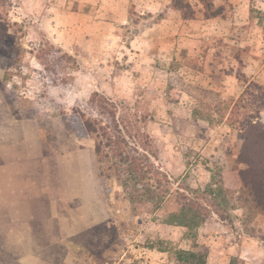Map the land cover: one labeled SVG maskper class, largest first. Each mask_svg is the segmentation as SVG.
Wrapping results in <instances>:
<instances>
[{
  "label": "rangeland",
  "instance_id": "374dc122",
  "mask_svg": "<svg viewBox=\"0 0 264 264\" xmlns=\"http://www.w3.org/2000/svg\"><path fill=\"white\" fill-rule=\"evenodd\" d=\"M0 63L9 102L53 146L66 128L70 147L94 151L70 128L82 116L135 160L98 162L99 221L51 248L56 264H189L183 250L264 264V216L233 177L240 121L264 102V0H0Z\"/></svg>",
  "mask_w": 264,
  "mask_h": 264
},
{
  "label": "crops",
  "instance_id": "0c3cea01",
  "mask_svg": "<svg viewBox=\"0 0 264 264\" xmlns=\"http://www.w3.org/2000/svg\"><path fill=\"white\" fill-rule=\"evenodd\" d=\"M6 69L0 63V264H56L51 248L78 245L74 236L99 221L92 200L102 197L98 161L91 148L68 145L66 128L53 146L39 117L9 102ZM260 115L264 121V110ZM82 193L86 201L73 203ZM86 206L76 219L75 210ZM245 240L244 249L258 247Z\"/></svg>",
  "mask_w": 264,
  "mask_h": 264
},
{
  "label": "trees",
  "instance_id": "16d2710c",
  "mask_svg": "<svg viewBox=\"0 0 264 264\" xmlns=\"http://www.w3.org/2000/svg\"><path fill=\"white\" fill-rule=\"evenodd\" d=\"M173 7L181 11L180 4H177L176 1H174ZM256 107L254 111L247 113L240 121L243 142L236 162L242 166L234 168L233 177L240 191H245L244 200L252 206V211L264 214V122L260 120V112L264 110V102L261 101L256 104ZM69 121L70 128L76 135L94 136V154L98 162H101L103 158H114L115 161L112 164L127 165L122 169L123 172H131L132 168H136L135 160L122 155L123 153L119 149L120 143L124 142L123 138L109 134L102 126L89 119H82V116L72 117ZM109 150L110 152H108ZM171 217V220L168 221L169 224H181V220H176L175 215ZM191 217H195V215ZM181 253L188 255L189 264H193L194 261L204 264L203 257L199 254L184 250Z\"/></svg>",
  "mask_w": 264,
  "mask_h": 264
}]
</instances>
